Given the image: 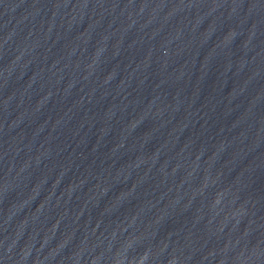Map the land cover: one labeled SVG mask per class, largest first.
<instances>
[{
    "label": "water",
    "instance_id": "water-1",
    "mask_svg": "<svg viewBox=\"0 0 264 264\" xmlns=\"http://www.w3.org/2000/svg\"><path fill=\"white\" fill-rule=\"evenodd\" d=\"M0 264H264V0H0Z\"/></svg>",
    "mask_w": 264,
    "mask_h": 264
}]
</instances>
